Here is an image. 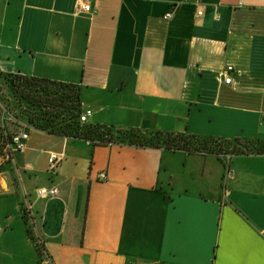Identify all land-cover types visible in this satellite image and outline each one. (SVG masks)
I'll use <instances>...</instances> for the list:
<instances>
[{
	"label": "crops",
	"instance_id": "0c3cea01",
	"mask_svg": "<svg viewBox=\"0 0 264 264\" xmlns=\"http://www.w3.org/2000/svg\"><path fill=\"white\" fill-rule=\"evenodd\" d=\"M88 3L0 0V75L77 85L91 125L264 139V0ZM28 134L0 159V264H264V155Z\"/></svg>",
	"mask_w": 264,
	"mask_h": 264
},
{
	"label": "trees",
	"instance_id": "16d2710c",
	"mask_svg": "<svg viewBox=\"0 0 264 264\" xmlns=\"http://www.w3.org/2000/svg\"><path fill=\"white\" fill-rule=\"evenodd\" d=\"M0 78L14 99L35 108L30 115L25 116L31 123L29 125L50 135L82 139L93 144L183 150L190 153L214 154L218 157L226 151H229L232 157L249 153L264 155V139L227 140L189 133H145L137 129L80 124L82 108L80 88L77 85L20 74L0 75ZM9 115L7 108L5 112L0 110V146L9 143L21 123L19 116L10 115L13 118L11 120ZM39 250L43 251L41 246Z\"/></svg>",
	"mask_w": 264,
	"mask_h": 264
},
{
	"label": "built area",
	"instance_id": "2783aa9c",
	"mask_svg": "<svg viewBox=\"0 0 264 264\" xmlns=\"http://www.w3.org/2000/svg\"><path fill=\"white\" fill-rule=\"evenodd\" d=\"M78 7L79 10L82 12H89L90 11V5L88 3V0H78ZM201 13H199L200 15ZM172 13H167L164 15V19L169 20L172 18ZM231 67H228V71H231ZM223 82L226 85H230L232 82L231 77L229 76V73H224L223 75ZM92 115V112L90 109H82L79 117L80 124H89V118ZM9 119H13L11 116ZM28 128L27 126L19 123V129L17 132H15L11 138L9 143L4 144L0 146V159L4 160L6 162L11 161L12 154L15 151H22L25 148V143L28 140L29 134H28ZM226 163H229L230 159L232 158L231 155H224ZM62 161V157L58 154H51L48 158V171L51 173H55L60 166V163ZM227 167V166H226ZM98 179L101 181H106L107 175L106 173L102 172L98 175ZM37 195L41 198L50 199L55 198L58 196V190L56 187L51 188H41L38 190ZM26 211V209H24ZM131 264H139L137 262H133Z\"/></svg>",
	"mask_w": 264,
	"mask_h": 264
},
{
	"label": "rangeland",
	"instance_id": "374dc122",
	"mask_svg": "<svg viewBox=\"0 0 264 264\" xmlns=\"http://www.w3.org/2000/svg\"><path fill=\"white\" fill-rule=\"evenodd\" d=\"M6 108L10 111V115H12L13 117H15V116L20 117L19 122H21V124H23L29 128H33L31 125H29L31 123L29 120H27V118L25 116H26V114L30 115V113H32L35 108H33L30 105L25 104L21 100L14 99L9 94L8 89L6 88L5 84H3V81L0 78V110H2V112H5ZM35 111H37V110H35ZM228 154L231 155V153L229 151L221 153L220 159L224 163L225 166H227L228 163L225 162V161H227V159H225V157H223V156L228 155Z\"/></svg>",
	"mask_w": 264,
	"mask_h": 264
}]
</instances>
